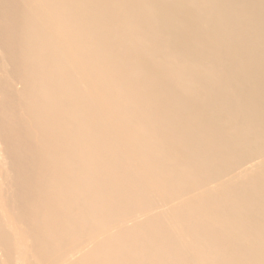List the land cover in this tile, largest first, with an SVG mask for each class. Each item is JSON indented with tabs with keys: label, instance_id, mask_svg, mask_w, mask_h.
Masks as SVG:
<instances>
[{
	"label": "bare ground",
	"instance_id": "6f19581e",
	"mask_svg": "<svg viewBox=\"0 0 264 264\" xmlns=\"http://www.w3.org/2000/svg\"><path fill=\"white\" fill-rule=\"evenodd\" d=\"M0 264H264V0H0Z\"/></svg>",
	"mask_w": 264,
	"mask_h": 264
}]
</instances>
